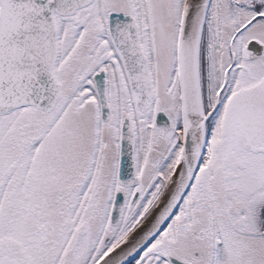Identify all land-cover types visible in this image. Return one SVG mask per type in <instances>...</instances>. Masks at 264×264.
Segmentation results:
<instances>
[{
	"label": "snow or ice",
	"instance_id": "snow-or-ice-1",
	"mask_svg": "<svg viewBox=\"0 0 264 264\" xmlns=\"http://www.w3.org/2000/svg\"><path fill=\"white\" fill-rule=\"evenodd\" d=\"M0 264H264V0H0Z\"/></svg>",
	"mask_w": 264,
	"mask_h": 264
}]
</instances>
